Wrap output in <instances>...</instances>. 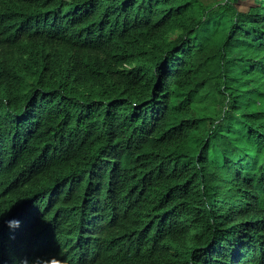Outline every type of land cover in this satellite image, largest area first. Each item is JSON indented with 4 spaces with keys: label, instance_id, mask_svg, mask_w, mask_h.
Returning a JSON list of instances; mask_svg holds the SVG:
<instances>
[{
    "label": "trees",
    "instance_id": "1",
    "mask_svg": "<svg viewBox=\"0 0 264 264\" xmlns=\"http://www.w3.org/2000/svg\"><path fill=\"white\" fill-rule=\"evenodd\" d=\"M0 10V236L11 218L52 228L75 214L71 264H214L232 211L264 222V0H0ZM110 236L118 243L104 248Z\"/></svg>",
    "mask_w": 264,
    "mask_h": 264
},
{
    "label": "clouds",
    "instance_id": "2",
    "mask_svg": "<svg viewBox=\"0 0 264 264\" xmlns=\"http://www.w3.org/2000/svg\"><path fill=\"white\" fill-rule=\"evenodd\" d=\"M43 212H39L42 215ZM256 209H235L231 213L230 221L220 232L215 233L213 241L219 246L217 256L222 257L214 264H264V222ZM67 222L59 227L45 228L36 215L11 218L6 225L11 234L1 235L3 258L0 264H32L35 254L39 257L46 255L41 264H71L78 260L72 250L65 230L68 228L73 214L65 213ZM69 220V222H68ZM68 223V224H67ZM87 233H94L88 225ZM79 239L77 238L76 241ZM115 238H107L104 246H114ZM49 243L43 251H37L36 246ZM9 248H20L26 251V256L17 259L9 254Z\"/></svg>",
    "mask_w": 264,
    "mask_h": 264
},
{
    "label": "bare ground",
    "instance_id": "3",
    "mask_svg": "<svg viewBox=\"0 0 264 264\" xmlns=\"http://www.w3.org/2000/svg\"><path fill=\"white\" fill-rule=\"evenodd\" d=\"M2 1H3V0H2ZM13 1H14V0H13ZM16 1H17V0H16ZM2 3H3V2H2ZM3 4H4V3H3ZM1 6H2V5H1ZM5 6H6V5H5ZM20 7H21V6H20ZM4 8H5V7H4ZM4 8H3V10H4ZM0 11H2V10H0ZM2 12H3V11H2ZM169 15H170V14H169ZM166 28H167V27H164L165 30H166ZM170 28H171V27H170ZM164 29H163V30H164ZM160 30L162 31V29H160ZM143 31H145V30H143ZM150 31H151V30H150ZM137 32H138V31H137ZM164 32H165V31H164ZM164 32L162 31V33H164ZM166 32H167V30H166ZM148 33H149V32H148ZM148 33H145V34L148 35ZM154 33H155V32H154ZM156 33H157V32H156ZM160 33H161V32L159 31V34H160ZM140 34H141V32H140ZM151 34H152V33H151ZM246 34H247V33H246ZM135 35H136V34H135ZM142 35H143V34H142ZM149 35H150V34H149ZM155 35H156V34H155ZM164 35H165V34H164ZM164 35H163V36H164ZM166 35H167V34H166ZM151 36H153V34H152ZM159 36H160V37H158V38H162V37H161L162 35H159ZM237 36H238V35H237ZM137 37H138V36H137ZM140 37H141V36L139 35V39H141V40L143 41V39H142L143 37H141V38H140ZM154 37H155V36H154ZM154 37H152V38H154ZM156 37H157V36H156ZM147 38H148V37H147ZM147 38L144 39V40H145V42H144L145 44H148V43L152 42L151 39H150V42L146 43L147 41H149V40L146 41ZM150 38H151V37H150ZM173 38H174V37H173ZM236 38H237V37H236ZM245 38H246V36H245ZM127 39H128V38H127ZM148 39H149V38H148ZM156 39H157V38H156ZM156 39H155V40H156ZM237 39H238V38H237ZM247 39H249V38H247ZM118 40H119V38H118ZM116 41H117V40H116ZM119 41L121 42L122 40H119ZM132 41H133V40H132ZM125 42H126V41H125ZM133 42H134V45H135V43H137V41H136V42L133 41ZM133 42H132V43H133ZM153 42H154V41H153ZM121 43H122V42H121ZM142 43H143V42H142ZM154 43H155V42H154ZM122 44H123V43H122ZM254 44H256V43H254ZM32 45H33V44H32ZM126 45H127V44H126ZM132 45H133V44H132ZM137 45H138V44H137ZM139 45H140V43H139ZM238 45H239V44H238ZM122 46H123V45H122ZM124 46H125V44H124ZM127 46H128V45H127ZM130 46H131V45H130ZM140 46H142V44H141ZM144 46H147V47H148V45H144ZM153 46H154V45H153ZM240 46H241V44H240ZM256 46H257V45H256ZM128 47H129V46H128ZM131 47H133V46H131ZM150 47H151V46H150ZM235 47H237V46H235ZM241 47H242V46H241ZM243 47H244V45H243ZM33 48H34V47H33ZM135 48H137V46H136ZM135 48L133 49V51L135 50ZM139 48H141V47H139ZM151 48L153 49V47H151ZM142 49H143V48H142ZM142 49H141V51H142ZM145 49H148V48L145 47ZM235 49H236V48H235ZM246 49H247V48H246ZM130 50H132V48H130ZM243 50H244V49H243ZM247 50H248V49H247ZM252 50H253V49H252ZM256 50H258V49H256ZM256 50H255V51H256ZM35 51H36V50H35ZM147 51H148V50H147ZM255 51H254V53H255ZM231 52H232V51H231ZM249 52H250V51H249ZM134 53H135V52H134ZM207 53H208V52H207ZM245 53H246V51H245ZM254 53H253V54H254ZM208 54H209V53H208ZM224 54H225V53H224ZM248 54H250V53H248ZM33 55H34V54H33ZM35 55H36V53H35ZM225 56H227V55H225ZM32 57H33V56H32ZM35 57H37V56H35ZM252 57H253V56H252ZM40 58H41V57H40ZM255 58H256V57H255ZM37 59L39 60L38 57H37ZM34 60H36V59H34ZM40 60H41V59H40ZM40 60H39V61H40ZM124 60H125V59H124ZM126 60H127V59H126ZM254 60H255V59H254ZM30 61H31V60H30ZM33 62H34V61H33ZM236 62H238V61L236 60ZM30 63H31V62H30ZM31 64H32V63H31ZM84 71H85V69H84ZM86 72H87V71H86ZM89 73H90V72H89ZM89 73H88V74H89ZM79 74H80V73H79ZM86 74H87V73H86ZM69 75H70V74H69ZM84 75H85V74H84ZM89 75H90V74H89ZM113 75H114V74H113ZM168 75H169V74H168ZM86 76H88V75H86ZM71 77H72V76H71ZM89 77H91V75H90ZM1 78H2V77H1ZM112 78H113V76H112ZM69 79H70V78H69ZM91 79H92V78H91ZM4 80H5V79H4ZM71 80H72V79H71ZM95 80H97V79L95 78ZM98 80H99V79H98ZM103 80H104V79H103ZM107 80H108V78H107ZM107 80L105 79V81H107ZM111 80H112V79H111ZM6 81H8V80H6ZM69 81H70V80H69ZM74 81H75V80H74ZM101 81H102V79H101ZM105 81H104V82H105ZM97 82H99V81H97ZM4 83H5V82H4ZM70 83H71V82H70ZM75 83H76V82H75ZM77 83H78V82H77ZM75 85H76V84H75ZM81 85H83V84H81ZM72 86H73V85H72ZM6 87H9V86H6ZM5 89H7V88H5ZM8 90H9V89H8ZM10 90H11V89H10ZM72 91H73V88H72ZM9 92H10V91H9ZM158 92H159V90H158ZM159 94H160V93H159ZM161 94H162V93H161ZM190 99H192V98H190ZM161 100H162V99H161ZM164 103H165V102H164ZM160 104H161V103H160ZM40 106H41V105H40ZM161 106H162V105H161ZM161 109H162V108H161ZM159 111H160V110H159ZM163 111H164V110H163ZM155 112H156V111H155ZM161 112H162V111H161ZM246 112H247V110H246ZM241 113H242V112H241ZM156 114H157V113H156ZM193 116H195V115H193ZM155 117H156V116H155ZM194 118H195V117H193V120H194ZM197 118H198V117H197ZM197 118H196V119H197ZM190 120H192V119H190ZM193 120H192V122H193ZM148 124H149V123H148ZM196 124H197V123H196ZM182 126H183V125H182ZM198 126H199V125H198ZM191 127L194 128V126H192V125H191ZM85 128H86V127H85ZM183 128H184V127H183ZM185 128H186V127H185ZM188 128L190 129V127H188ZM195 128H196V127H195ZM195 128H194V129H195ZM174 129H175V128H174ZM174 129H173V130H174ZM194 129H193V130H194ZM197 129H198V127H197ZM171 131H172V130H171ZM185 131H186V130H185ZM187 131H189V130H187ZM187 131H186V132H187ZM191 131H192V130H191ZM178 132H179V131H178ZM178 132H177V133H178ZM184 133H185V132H184ZM191 133H193V132H191ZM170 134H171V132H170ZM175 134H176V133H175ZM175 134L173 133V135H175ZM178 135H179V134H178ZM182 135H183V133H182ZM185 135H186V134H185ZM185 135H184V136H185ZM187 136H188V135H186V138H187ZM179 137H180V136H179ZM181 137H182V136H181ZM173 138H174V136H173ZM173 138H172V139H173ZM177 139H178V136H177V138H176L175 140H177ZM181 139H182V138H181ZM175 140H173V141H175ZM221 140H222V139H221ZM92 141H93V140H92ZM178 141H179V139H178ZM178 141L175 142V143H178ZM181 141H182V140H181ZM222 141H224V140H222ZM113 142H114V141H113ZM167 142H168V141H167ZM179 142H180V141H179ZM219 142H220V140H219ZM219 142H218V144L221 143V142H220V143H219ZM173 144H174V143H173ZM153 145H154V144H153ZM222 145H223V143L220 145V146L223 148V146L225 145V143H224L223 146H222ZM226 145H227V144H226ZM242 146H244V145H242ZM109 147H110V146H109ZM149 147H150V146H149ZM244 147H245V146H244ZM116 148H117V147H116ZM119 148H120V147H119ZM123 148H124V147H123ZM222 148H221V149H222ZM238 148L240 149V146H239ZM114 149H115V148H114ZM153 149H154V148H153ZM233 149H234V147H233ZM122 150H123V149H122ZM83 151H84V150H83ZM133 151H134V150H133ZM149 151H150V150H149ZM149 151H148V152H149ZM151 151H152V149H151ZM228 151H230V150L228 149ZM237 151H238V150H237ZM117 152H118V151H117ZM134 152H135V151H134ZM258 152L261 153V151H259V150H258ZM137 153H138L139 155H141L140 152H138V150H137ZM141 153H142V152H141ZM149 153H150V152H149ZM234 153H235V152H234ZM128 154H129V153H128ZM138 154H136V156H137ZM228 154L231 155L230 152H229ZM242 154H243V153H242ZM80 155H81V154H80ZM80 155H79V156H80ZM110 155H112V154H110ZM122 155H123V154H122ZM122 155H120V156H122ZM132 155H133V154H132ZM132 155H131V156H132ZM150 155H152V154H150ZM237 155H238V154H237ZM237 155H236V156H237ZM239 155H240V154H239ZM255 155H256V154H255ZM257 155H258V154H257ZM259 155H260V154H259ZM115 156H116V155H115ZM147 156H148V155H147ZM231 156H232V155H231ZM243 156H244V155H243ZM77 158H78V157H77ZM113 158H114V157H113ZM126 158H127V157H126ZM134 158H135V157H134ZM236 158H238V157H236ZM239 158H240V157H239ZM124 159H125V158H124ZM124 159H123V160H124ZM225 159H226V158H225ZM116 160H117V159H116ZM126 160H128V159H125V162H126ZM132 160H133V159H132ZM73 161L75 162V160H73ZM134 161H135V160H134ZM233 161H234V160H233ZM251 161H252V160H251ZM253 161H254V160H253ZM258 161H259V160H258ZM69 163H70V162H69ZM72 163H73V162H72ZM227 163H228V162H227ZM231 163H232V162H231ZM231 163H230V164H231ZM126 164H129V163L126 162ZM132 164H133V163H132ZM233 164H234V163H233ZM124 165H125V163H124ZM169 165H170V164H169ZM257 165H258V164H257ZM257 165H256V166H257ZM63 166H64V165H63ZM63 166H62V167H63ZM68 166H69V165H68ZM120 166H121V165H120ZM126 166H127V165H126ZM130 167H131V166H130ZM133 167H134V165H133ZM166 167H167V166H166ZM54 168H55V167H54ZM54 168H53V169H54ZM65 168H66V166H65ZM120 168H121V167H120ZM212 168H213V167H211V169H212ZM237 168H238V167H237ZM240 168H242V167H240ZM121 169H122V168H121ZM157 169H159V168H157ZM161 169H163V167H162ZM170 169H171V167H170ZM172 169H173V168H172ZM238 169H239V168H238ZM254 169H255V167H254ZM48 170L51 171L50 169H48ZM123 170H124V168H123ZM132 170H134V169H132ZM166 170H167V169H166ZM231 170H233V169H231ZM256 170H257V168L255 169V171H256ZM167 171H168V170H167ZM214 171H215V170H214ZM155 172H157V171H155ZM159 172H160V170H159ZM170 172H171V171H170ZM233 172H234V170H233ZM244 172H245V167H244ZM244 172H243V174H245ZM252 172H254V171H252ZM259 172H260V171H259ZM259 172H258V173H259ZM46 173H48V172H46ZM49 173H50V172H49ZM53 173H54V171H53ZM153 173H154V172H153ZM213 173H214V172H213ZM226 173H227V172H226ZM230 173H231V172H230ZM256 173H257V172H256ZM256 173H255V174H256ZM156 174H157V173H156ZM156 174H153V175H156ZM167 174H170V173H167ZM214 174H215V173H214ZM231 174H232V173H231ZM236 174H237V173H236ZM241 174H242V173H241ZM243 174H242V175H243ZM40 175L43 176V174H40ZM47 175H48V174H47ZM50 175H52V174H50ZM50 175L47 176V177H50ZM160 175H161V174H160ZM247 175H248V174H247ZM250 175H251V174H250ZM252 175H253V173H252ZM257 175H258V174H257ZM156 176H157V175H156ZM162 176H163V175H162ZM169 176H170V175H169ZM218 176H219V175H218ZM237 176H238V175H237ZM239 176H240V175H239ZM248 176H249V175H248ZM255 176H256V175H255ZM255 176H254V177H255ZM36 178H37V177H36ZM50 178H51V177H50ZM50 178H49V179H50ZM146 178H147V177H146ZM227 178H229V177H227ZM242 178H243V177H242ZM33 179H34V178H32V180H33ZM167 179H168V178H167ZM167 179H166V180H167ZM209 179H210V178H209ZM209 179H207V180H208V182H206L207 184H209V181H211L212 179L216 180V178H212V179H210V180H209ZM219 179H220V178H219ZM219 179L217 178V181H214V183H215V182H218ZM231 179H232V177H231ZM20 180H21V179H20ZM30 180H31V179H30ZM43 180H45V178H44ZM146 180H147V179H146ZM156 180H157V179H156ZM160 180H161V179H160ZM162 180L165 181V178L162 179ZM240 180H241V178H240ZM256 180H257V179H256ZM33 181H34V180H33ZM35 181H36V180H35ZM35 181H34V182H35ZM37 181H39V180H37ZM45 181H46V180H45ZM157 181H158V180H157ZM222 181H223V180H222ZM227 181H228V180H227ZM233 181H234V180H233ZM40 182H41V179H40ZM42 182H43V181H42ZM143 182H144V181H143ZM160 182H161V184L158 183L159 185H162V184L165 183V182L163 183L162 181H160ZM212 182H213V181H212ZM224 182H225V181H224ZM224 182H223V183H224ZM242 182H243V181H242ZM259 182H260V181H259ZM18 183H19V182H18ZM29 183H30V182H29ZM141 183H142V181H141ZM210 183H211V182H210ZM218 183H220V182H218ZM245 183H246V182H245ZM31 184H32V183H31ZM34 184H35V183H34ZM116 184H117V183H116ZM154 184H155V183H154ZM156 184H157V183H156ZM228 184H229V183H228ZM230 184H231V183H230ZM230 184H229V186H231ZM247 184H248V183H247ZM252 184H253V183H252ZM255 184H256V183H255ZM257 184H258V180H257ZM36 185H37V183H36ZM139 185H140V184H139ZM139 185H138V186H139ZM142 185H143V184H142ZM142 185H140V186H142ZM182 185H183V184H182ZM209 185H210V184H209ZM211 185H212V184H211ZM226 185H227V184H226ZM26 186H27V185H26ZM32 186H33V185H32ZM69 186H70V185H69ZM114 186H115V185H113V187H114ZM136 186H137V185H136ZM186 186H187V185H186ZM188 186H189V185H188ZM191 186H192V185H191ZM206 186H207V185H206ZM212 186H213V185H212ZM222 186H223V185H222ZM243 186H246V184H245V185H242V187H243ZM21 187H22V186H21ZM24 187H25V186H24ZM65 187H66V186H65ZM151 187H152V186H151ZM164 187H165V186H164ZM179 187H180V186H179ZM215 187H216V186H215ZM219 187H220V186H219ZM234 187H235V186H234ZM237 187H238V185H237ZM237 187H236V189H237ZM26 188H27V187H26ZM26 188H25V189H26ZM154 188H156V187L154 186ZM160 188H161V187H160ZM227 188H228V186H227ZM227 188H225V189H227ZM244 188H245V187H244ZM27 189H29V186H28ZM152 189H153V188H152ZM156 189H157V188H156ZM177 189H178V188H177ZM177 189H176V190H177ZM182 189H183V188H182ZM182 189H180V190H182ZM206 189L209 190L208 187H207ZM223 189H224V187H222V190H223ZM228 189H229V188H228ZM234 189H235V188H234ZM248 189L250 190V188H248ZM248 189H247V190H248ZM256 189H257V188H256ZM258 189H259V187H258ZM15 190H16V189H15ZM15 190H14V192H16ZM17 190H19V187H18ZM20 190L22 191L23 189L21 188ZM20 190H19V191H20ZM159 190H160V189H159ZM162 190H164V189H162ZM187 190H188V188H187ZM212 190H213V189H212ZM212 190L210 189L209 191H212ZM218 190H221V189H218ZM230 190H231V189H230ZM232 190H233V189H232ZM237 190H239V189H237ZM251 190H252V189H251ZM254 190H255V189H254ZM262 190H263V188H262ZM262 190H261V191H262ZM19 191H18V193H21V192H19ZM100 191H101V190H100ZM182 191H183V190H182ZM185 191H186V190H185ZM193 191H194V190H193ZM193 191H191V192H193ZM239 191H240V190H239ZM239 191H238V192H239ZM245 191H246V190H245ZM12 192H13V191H12ZM154 192H155V191H154ZM154 192H153V193H154ZM161 192H162V191H161ZM178 192H179V191H177L176 193H178ZM180 192H181V191H180ZM191 192H190V195H192ZM214 192H215V191H214ZM218 192H219V191H218ZM232 192H233V191H232ZM243 192H244V191H243ZM18 193H17V194H18ZM22 193L24 194V191H23ZM150 193H151V191H150ZM162 193H163V192H162ZM165 193H166V192H165ZM207 193H208V192H207ZM221 193H222V191H221ZM228 193H229V192H228ZM230 193H231V192H230ZM239 193H240V192H239ZM11 194H12V193H11ZM11 194H10V195H11ZM14 194H16V193H14ZM17 194H16V195H17ZM155 194L158 195L157 192H156ZM179 194H180V193H179ZM187 194H189L188 191H187ZM193 194H195V192H194ZM226 194H227V193H226ZM16 195H15V196H16ZM147 195H149V194H147ZM160 195H161V194H160ZM163 195H166V194H163ZM163 195H162V196H163ZM217 195H218V194L216 193V196H217ZM221 195H222V194H221ZM6 196H8L7 199H9V195L7 194ZM6 196H5V197H6ZM12 196H13V198H14V195H13V194H12ZM17 196H18V195H17ZM149 196H150V195H149ZM186 196H188V195H186ZM197 196H198V192H197L196 197H197ZM200 196H201V195H200ZM209 196H210V195H209ZM218 196H219V195H218ZM223 196H224V195H223ZM18 197H19V196H18ZM132 197H133V196H132ZM145 197H146V196H145ZM153 197H154V196H153ZM157 197H158V196H157ZM180 197H181V196H180ZM180 197H178L179 200H180ZM190 197H193V196H190ZM196 197H195V201H197V200H196V199H197ZM198 197H199V196H198ZM213 197H214V196H213ZM225 197H226V196H225ZM15 198H16V197H15ZM142 198H143V197H142ZM154 198H155V197H154ZM154 198H152V200H153ZM183 198H185V194H184V197H183ZM186 198H188V197H186ZM201 198H202V197H201ZM201 198H200V199H201ZM256 198H257V196H256ZM260 198H261V193H260ZM104 199H105V198H104ZM128 199H129V198H128ZM148 199H149V198H148ZM155 199H156V198H155ZM178 199H177V200H178ZM181 199H182V197H181ZM192 199H193V198H192ZM192 199H191L190 201H192ZM204 199H205V198H203V201H204ZM213 199H214V198H213ZM215 199H216V197H215ZM217 199H218V197H217ZM220 199H221V197H220ZM220 199H219V200H220ZM134 200H135V199H134ZM146 200H147V199H146ZM187 200H189V199H187ZM255 200H256V199H255ZM261 200H262V199H261ZM65 201H66V200H65ZM70 201H71V200H69V202H70ZM102 201H103V200H102ZM164 201H165V199H164ZM215 201H216V200H215ZM5 202H6V200H5ZM66 202H68V201H66ZM69 202H68V203H69ZM103 202H104V201H103ZM200 202H201V201H200ZM220 202H221V201H220ZM3 203H4V202H3ZM60 203H62V202H60ZM63 203H64V202H63ZM141 203H142V201H141ZM143 203H144V201H143ZM147 203H148V202H147ZM149 203H150V202H149ZM166 203H167V202H166ZM190 203L192 204V203H194V202H190ZM197 203H199V202H196V205H194V204H192V205H194V206L197 208ZM202 203H203V202H202ZM202 203H201L200 205H202ZM217 203H219V202H217ZM261 203L264 204L263 201H261ZM70 204H71V203H70ZM70 204H65V205H68V206H69ZM148 205H150V204H148ZM154 205H155V204H154ZM168 205H169V204H168ZM181 205H182V204H181ZM187 205H189V204L187 203ZM198 205H199V204H198ZM103 206L105 207V205H103ZM103 206H102V207H103ZM106 206H107V205H106ZM146 206H147V205H146ZM164 206H166V205L164 204ZM179 206H180V204H179ZM189 206H190V205H189ZM202 206H203V205H202ZM219 206H220V205H219ZM263 206H264V205H263ZM63 207H64V206H63ZM63 207H61V208H63ZM66 207H67V206H66ZM143 207H144V206H143ZM148 207H149V206H148ZM187 207H188V206H187ZM187 207H184V208L186 209ZM207 207H208V206H207ZM214 207H216V206H214ZM214 207H213V208H214ZM99 208H101V206H100ZM177 208H178V207H177ZM180 208H181V207H180ZM191 208H192V206H191ZM193 208H194V207H193ZM204 208H205V206H204ZM216 208H217V207H216ZM218 208H219V207H218ZM64 209H65V208H64ZM64 209H63V210H64ZM139 209H140V208H139ZM141 209H142V208H141ZM150 209H151V208H150ZM150 209H148V210H150ZM181 209H183V208H181ZM101 210H102V209H101ZM103 210H104V209H103ZM145 210H146V209H145ZM145 210H144V208H143V211H145ZM161 210H162V207H161ZM177 210H178V209H177ZM179 210H180V209H179ZM183 210H184V209H183ZM183 210H182V212H183ZM208 210H209V208H208ZM217 210H218V209H217ZM53 211H54V209H53ZM60 211H61V210H60ZM65 211H66V210H65ZM131 211H132V209H131ZM139 211H140V210H139ZM141 211H142V210H141ZM141 211H140V212H141ZM143 211H142V212H143ZM188 211H189V210L187 209V212H188ZM206 211H207V210H206ZM214 211H215V210H214ZM220 211H221V210H220ZM102 212H104V211H102ZM105 212H107V211H105ZM146 212H147V211H146ZM170 212H171V211H170ZM179 212H181V211H179ZM182 212H181V214H182ZM216 212H217V211H216ZM59 213H60V212H59ZM63 213H64V212H62V214H63ZM131 213H132V212H131ZM183 213H184V212H183ZM116 214H117V213H116ZM124 214H125V213H124ZM142 214H143V213H142ZM187 214H188V213H187ZM60 215H61V214H60ZM128 215H129V214H128ZM128 215H126V216H128ZM133 215H134V213H133ZM174 215L177 216V215H180V214H175V211H174ZM215 215H216V214H215ZM62 216H63V215H62ZM69 216H70V215H69ZM102 216H104V214H103ZM102 216H101L100 218H102ZM105 216H107V215H105ZM105 216H104L103 218H105ZM114 216H115V215H114ZM129 216H130V215H129ZM131 216H132V215H131ZM170 216H172V215H169V217H170ZM191 216H192V214H191ZM217 216H218V215H217ZM133 217H135V216H133ZM133 217H132V218H133ZM143 217H145V216H143ZM180 217H181V216H180ZM58 218H59V217H58ZM66 218H67V217H66ZM135 218H136V217H135ZM140 218H142V215H141ZM171 218H172V217H171ZM171 218H169V219H171ZM173 218H174V217H173ZM176 218H179V216L176 217ZM182 218H184V217L182 216ZM56 219H57V218H56ZM59 219H60V218H59ZM61 219H62V218H61ZM61 219H60V220H61ZM64 219H65V217H64ZM133 219H134V218H133ZM142 219H143V218H142ZM166 219H167V218H166ZM186 219H187V218H186ZM191 219H192V218H191ZM191 219H190V220H191ZM65 220H66V219H65ZM65 220H63V221H61V222H64ZM99 220H101V219H99ZM131 220H132V219H131ZM135 220H136V219H135ZM135 220H134V222H135ZM139 220H141V219H139ZM172 220H173V219H172ZM188 220H189V219H188ZM188 220H187V221H188ZM96 221H97V220H96ZM168 221H169V220H168ZM179 221H180V220H179ZM58 222H60V221L58 220ZM61 222H60V223H61ZM101 222H102V221H101ZM106 222H107V221H106ZM137 222H138V219H137ZM137 222H136V224H137ZM160 222H161V221H160ZM160 222H159V223H160ZM175 222H176V221H175ZM177 222H178V221H177ZM180 222H181V221H180ZM184 222H185V221H183L182 223H184ZM188 222L190 223V221H188ZM188 222H187V223H188ZM114 223H115V222H114ZM116 223H117V222H116ZM130 223H131V221H130ZM132 223H133V221H132ZM170 223H171V222H170ZM178 223H179V222H178ZM178 223H175V225L178 224ZM189 223H188V224H189ZM96 224L98 225V223H96ZM101 224H102V223H101ZM101 224H100V225H101ZM125 224H126V223H125ZM133 224H134V223H133ZM162 224H163V223H162ZM162 224H161V225H162ZM167 224H168V223H167ZM173 224H174V222H173ZM179 224H180V223H179ZM184 224H186V223H184ZM89 225H90V224H89ZM94 225H95V224H94ZM155 225H156V224H155ZM164 225H165V227H166V224H164ZM180 225H181V224H180ZM57 226H58V225H57ZM126 226H127V225H124V227H126ZM129 226H130V224H129ZM131 226H132V225H131ZM134 226H135V225H134ZM159 226H160V224H159ZM159 226H158V227H159ZM171 226H172V225H171ZM178 226H179V225H178ZM92 227H93V226H92ZM122 227H123V225H122ZM127 227H128V226H127ZM167 227H168V226H167ZM175 227H176V226H175ZM179 227H180V226H179ZM186 227H187V225H186ZM128 228H130V227H128ZM170 228H171V227H170V224H169V229H170ZM182 228H183V226H182ZM182 228H181V229H182ZM125 229H126V228H125ZM174 229H175V228H174ZM94 230H96V229H94ZM165 230H166V229H165ZM179 230H180V229H179ZM185 230H186V229H185ZM187 230H188V229H187ZM187 230H186V231H187ZM167 231H168V228H167ZM175 231H176V230H175ZM180 231H181V230H180ZM183 231H184V230H183ZM190 231H191V230H190ZM190 231H189V233H190ZM114 232H115V231H114ZM118 232H119V231H118ZM118 232H117V233H118ZM163 232H164V231H163ZM181 232H182V231H181ZM184 232H185V231H184ZM107 233H108V232H107ZM121 233H122V231H121ZM173 233H174V232H173ZM176 233H177V232H176ZM109 234H110V233H109ZM113 234H115V233H113ZM113 234H111V235H113ZM119 234H120V233H119ZM148 234L150 235V233H148ZM158 234H159V233H158ZM95 235H96V234H95ZM142 235H143V234H142ZM149 235H148V236H149ZM179 235H180V232H179ZM187 235H188V234H187ZM117 236H118V235H117ZM143 236H144V235H143ZM157 236H158V235H157ZM171 236H172V234H171ZM191 236H192V234H191ZM110 237H111V236H110ZM146 237H147V236H146ZM169 237H170V236H169ZM179 237H180V236H179ZM184 237H186V235H185ZM99 238H100V237H99ZM112 238H113V237H112ZM137 238H138V237H137ZM139 238H140V237H139ZM158 238H159V237H158ZM161 238L163 239L162 236H161ZM174 238H175V236H174ZM186 238H187V237H186ZM190 238H191V237H190ZM100 239H101V238H100ZM104 239H105V238H104ZM168 239H169V238H168ZM93 240H94V241H93ZM93 240H92V241H93V243H94L96 239H93ZM115 240H116V239H115ZM117 240H118V238H117ZM166 240H167V239H166ZM188 240H190V239H188ZM92 241H91V242H92ZM159 241H160V239H159ZM164 241H165V240H164ZM169 241H170V240H169ZM171 241H172V240H171ZM174 241H175V240H174ZM179 241H180V240H179ZM184 241L186 242V240H184ZM99 242H100V241H99ZM99 242H98V240H97V245H96V247H94V245H91V249L93 250L94 254H96V255H97V253H99V252L97 251V250L99 249V248H98V247H99V246H98ZM102 242H103V241H102ZM134 242H136V240H135ZM134 242H133V243H134ZM152 242H153V241H152ZM154 242H155V240H154ZM157 242H158V241H157ZM165 242H166V241H165ZM87 243H89V242H87ZM93 243H92V244H93ZM100 243H101V242H100ZM115 243H116V242H115ZM117 243H118V241H117ZM117 243H116V245H117ZM148 243H149V242H148ZM162 243H163V242H162ZM174 243H175V242H174ZM174 243H173V244H174ZM131 244H132V243H131ZM166 244H167V243H166ZM168 244H170V243H168ZM44 245H45V244H44ZM103 245H104V244H103ZM114 245H115V244H114ZM116 245H115V246H116ZM136 245H137V244H136ZM147 245H148V244L146 243V245H143V246L145 247V246H147ZM149 245H151V242H150ZM156 245H158V243H157ZM159 245H161V244H159ZM164 245H165V244H163V246H164ZM134 246H135V243H134ZM102 247H103V246H102ZM105 247H107V246H104V248H105ZM109 247H110V246H109ZM130 247H131L130 250L133 251L134 248L132 249V246H130ZM160 247H161V246H160ZM116 248H117V247H116ZM158 248H159V247H158ZM158 248H157V249H158ZM109 249H110V248H109ZM109 249H108V250H109ZM111 249H112V248H111ZM111 249H110V252H111ZM150 249H151V248H150ZM166 249H167V246H166ZM104 250H105V249H104ZM113 250H115L114 247H113ZM116 250H117V249H116ZM153 250H154V249H153ZM117 251H118V250H117ZM117 251H114V252L112 251V253H115V252H117ZM132 251H131V252H132ZM134 251H135V250H134ZM134 251H133V252H134ZM141 251H142V250H141ZM141 251H140V252H141ZM144 251H145V250H144ZM144 251H143V253H144ZM165 251H166V250H165ZM102 252H103V251H102ZM148 252H149V251H148ZM177 252H178V251H177ZM100 253H101V251H100ZM108 253H109V252H108ZM112 253H111V255L114 256V254H112ZM136 253L139 254V251L136 252ZM141 253H142V252H141ZM162 253H163V252H162ZM168 253H169V252H168ZM115 254H117V253H115ZM145 254H146V253H145ZM150 254H151V253H149L148 255H150ZM172 254H173V253H172ZM174 254H175V253H174ZM174 254H173V255H174ZM178 254H179V253H178ZM91 255H92V254H91ZM101 255H102V254H101ZM105 255H108V254L105 253ZM111 255H109L108 257H110ZM130 255H131V254H130ZM132 255H133V254H132ZM132 255H131L130 257L133 259ZM146 255H147V254H146ZM146 255H145V257H146ZM148 255H147V256H148ZM179 255H180V254H179ZM88 256H89V255H88ZM99 256H100V254H99ZM136 256H140V255H137V254H136ZM136 256H135V257H136ZM152 256H153V255H152ZM158 256H159V255H158ZM158 256H157V257H158ZM164 256H165V258L167 259V256H168V255H167V256L164 255ZM43 257H44V256H43ZM43 257H42V258H43ZM101 257H102V256H101ZM103 257H104V256H103ZM115 257H116V255H115ZM159 257H160V256H159ZM173 257H175V255H174ZM38 258H39V257H38ZM90 258H91V257H90ZM117 258H118V256H117ZM124 258H125V257H124ZM142 258H143V257H142ZM142 258H141V259H142ZM146 258H147V257H146ZM149 258H150V257H149ZM165 258H164V259H165ZM177 258H178V257H176V259H177ZM96 259H97V258H96ZM106 259H108V258H106ZM109 259L111 260L112 258H109ZM113 259H114V258H113ZM113 259H112V260H113ZM115 259H116V258H115ZM126 259H127V258H125V262H129V260L127 261ZM132 259H130V260H132ZM144 259H145V258H144ZM147 259H148V258H147ZM98 260H99V259H98ZM116 260H117V259H116ZM116 260H115V261H116ZM118 260H120V258H119ZM136 260H137V259H136ZM139 260H140V258H139ZM139 260H138V262H139ZM157 260H158V259H157ZM157 260H156V261H157ZM161 260H162V259L160 258V262H161ZM167 260H171V259L169 258V259H167ZM173 260H174V259H173ZM106 261H107V260H105V262H106ZM134 261H135V260H134ZM144 261H145V260H144ZM144 261H143V262H144ZM151 261H153V260H151ZM156 261H155V263H156ZM165 261H166V260H165ZM94 262H95V261H94ZM103 262H104V261H103ZM110 262H111V261H110ZM110 262L108 261L109 264H111ZM118 262H119V261H118ZM120 262H122V261H120ZM123 262H124V259H123ZM131 262L133 263V261H131ZM131 262H130V264H131ZM160 262L158 261L157 263H160ZM174 262H175V260H174ZM106 263H107V262H106ZM108 263H107V264H108ZM112 263H113V262H112ZM148 263H149V260H148ZM148 263H147V264H148ZM161 263H162V262H161ZM164 263H166V262H164ZM98 264H99V263H98ZM100 264H101V261H100ZM124 264H125V263H124ZM138 264H139V263H138ZM143 264H144V263H143ZM145 264H146V263H145ZM162 264H163V263H162ZM166 264H167V263H166Z\"/></svg>",
    "mask_w": 264,
    "mask_h": 264
}]
</instances>
